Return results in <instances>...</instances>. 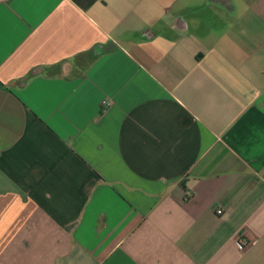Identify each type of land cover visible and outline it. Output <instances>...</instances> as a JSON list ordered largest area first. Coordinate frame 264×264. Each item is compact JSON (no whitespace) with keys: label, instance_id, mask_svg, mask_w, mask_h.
<instances>
[{"label":"crops","instance_id":"crops-1","mask_svg":"<svg viewBox=\"0 0 264 264\" xmlns=\"http://www.w3.org/2000/svg\"><path fill=\"white\" fill-rule=\"evenodd\" d=\"M0 264H264V0H0Z\"/></svg>","mask_w":264,"mask_h":264},{"label":"built area","instance_id":"built-area-1","mask_svg":"<svg viewBox=\"0 0 264 264\" xmlns=\"http://www.w3.org/2000/svg\"><path fill=\"white\" fill-rule=\"evenodd\" d=\"M107 103H108L107 101H103V104H107ZM216 212H217L218 214H220V213H221V210L218 209Z\"/></svg>","mask_w":264,"mask_h":264}]
</instances>
